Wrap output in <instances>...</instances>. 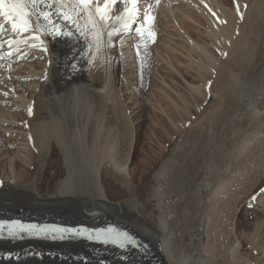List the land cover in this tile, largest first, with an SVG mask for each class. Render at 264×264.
Listing matches in <instances>:
<instances>
[{"label":"bare ground","instance_id":"1","mask_svg":"<svg viewBox=\"0 0 264 264\" xmlns=\"http://www.w3.org/2000/svg\"><path fill=\"white\" fill-rule=\"evenodd\" d=\"M105 2L28 5V32L13 31L0 17V35H5L0 58L6 59L0 61V130L16 121L14 111L21 113L24 139L10 169L21 155L30 167L26 176L39 175L23 186L24 177L16 186L0 182V195L31 202L16 209L19 216L11 209L0 219L89 227L112 223L148 249L119 252L77 239L1 235L0 264H239L235 254L245 242L231 236L237 206L264 183V117L259 119L264 112V0L161 2L155 19L168 37L155 55H164L161 61L170 73L181 76L171 61L173 34L166 33L174 30L185 41L180 48L187 74L193 72L197 81L188 82V100L176 93L182 108L165 93L174 108L162 111L166 135L155 132L140 150L119 67L122 59L130 63L127 85L147 67L135 53L113 58V45L119 43L112 42L111 32L119 31L117 7ZM141 5H133V18ZM40 9L72 35H48L53 25L38 19ZM153 41L146 39L145 47ZM24 67L23 75L15 72ZM136 156L139 178L136 169L131 171ZM72 252H78L75 260L68 255Z\"/></svg>","mask_w":264,"mask_h":264},{"label":"rangeland","instance_id":"2","mask_svg":"<svg viewBox=\"0 0 264 264\" xmlns=\"http://www.w3.org/2000/svg\"><path fill=\"white\" fill-rule=\"evenodd\" d=\"M137 1L139 2V5L140 3L142 4L141 6H138V8L140 7L138 11L141 14L140 13L139 15L136 14L135 15L136 17L134 18H133L134 14L132 12L136 11L137 7H135L136 10L133 9L130 5L129 0H119L118 1L119 3H116L117 10L115 11V16H117V18L114 23L116 24V28H119V31H111V32L115 36V39L114 40L112 39V42L113 43L119 42V43L117 44V47L113 45V47L116 48V51H113L114 53L112 52L111 53L112 55H114L113 58H115L116 55L117 57L120 56L119 57L120 59L127 57L128 54L132 55L133 53H135L136 56L140 59L142 65L144 63L143 66L147 67L146 70L142 72V75H140V77H137L136 75H132L130 77V79H133V82L129 83L131 85H127L128 81H130L128 79V76H130L131 73L129 72L128 69L130 63L126 64L125 62L126 58L122 59L124 60L123 61L124 64L122 63V65L119 67L121 75L122 76L124 75L120 80L121 89L124 94L123 97L124 104L126 109H128L127 113L133 131H135L140 135V142L138 144V148H139L138 150H140L145 143L149 142L148 140L149 136L154 134L155 132H162L164 133V135H166L165 133L167 131L166 126L165 128H163V126L161 127L160 118L162 117L165 120V122H167L166 116L162 111H167L168 108L170 107L173 108V107L171 106L172 104H169L171 103V101H168V99H166L164 95L168 93L169 98H173L172 100L177 101L178 107L182 108L184 106L181 102H179L176 93L180 94L182 97L188 100V93L186 90L188 82L189 84H193L197 81V79L193 72H189L190 74H187L188 65L187 66L185 65L187 60L183 56L184 53L181 52L182 50L180 48V45L185 41L182 38H180L177 35L178 33H176L174 30H171L169 28L166 29V33L171 32V34H173L172 35L174 38L173 43H176L174 45L176 47L174 48L175 51L171 55V58H173V60L171 61L173 65H176L175 67L179 68L180 73L182 74L184 72L185 73L183 75L181 74V76L175 73H170L169 68L167 67L165 62L161 61L164 60L165 56L159 55L158 57L157 55H155V49L159 48L162 44V41L165 40L166 37H168L164 34L163 31L162 32L160 31V26H159L160 22L157 23L155 19L156 16L158 15L160 16V12H158V9L163 0H137ZM3 36L5 35L2 36L0 35V38ZM193 38L196 39V36L193 35ZM146 39L154 40L152 43H150L148 48L145 47ZM62 43L64 42L62 41L56 42V44H58L59 46H62L61 45ZM3 46L4 45H2V42L0 40V50L3 49ZM119 48L123 50L124 54L122 53V51L120 52ZM177 49H180V51ZM120 53H122L123 57L120 55ZM5 60L6 59L0 58V61L2 62H5ZM81 62L82 60L80 54L78 55V60L76 61L78 67L81 65ZM181 63L183 66L181 65ZM3 64L4 63H2V65ZM125 67L126 68L128 67L127 68L128 70ZM15 72L17 74L23 75L25 73V67L23 69H18ZM3 74H4L3 71H1L0 75L3 76ZM125 76L127 78H125ZM123 78L124 80H122ZM171 78L173 80H176V84L175 81L171 80ZM191 80L193 82H191ZM163 82L166 85L163 84ZM167 85H169V87ZM159 88L162 89L159 90ZM19 89L20 87L16 89V92L20 93ZM24 96L26 98H29L28 91L24 93ZM168 105L170 106L167 107ZM13 114L16 121L13 124L7 125V130H2V129L0 130L4 134L3 137H0V155H1L0 182L10 183L16 186L19 183L18 178L24 177L25 180L20 181V184L23 186L24 184L28 183L31 179H34V177L35 179H37L39 175L31 176L28 174L26 176V174L30 171V167H28V165L25 164L26 162H23L22 160L23 157L21 155L19 156L20 160L16 162V166L14 167L13 172L10 169V162L14 157V155L17 153L16 147L18 146V143L21 141V137H23L24 139V134L22 133L24 127H23V122L20 119L21 113H19L18 111H14ZM263 117H264V112L261 113V116L259 118L260 121L262 120ZM157 121L158 124L156 123ZM262 123H264V121ZM263 127L264 125H262V131H263ZM155 139L156 137L152 138L151 144L157 147L159 143L154 144ZM163 146L165 147V145H162L161 147ZM4 147H6V150ZM53 159L54 158H52V160ZM132 160L133 162L131 165V171L136 169L138 175L136 178H139L140 168L137 164L138 163L137 156L134 157ZM135 181L137 180L135 179ZM4 196L5 195H0V209L2 210L1 211L2 213L0 214H2L3 216L6 214H10L9 210L11 209H15L13 213L16 216H19L18 214L20 210H16V209L21 205H24L25 208L31 203L28 200V198H19L16 195H6L5 197ZM4 206L6 207L4 208ZM237 207L238 208L236 210L237 212L234 221L235 228L231 232V236H233L238 241L241 240L242 243L245 242L244 245L240 244L239 247L237 248L238 251L235 255L236 258L238 259V263L264 264V183H262L261 187L253 195H251L250 199L244 201L242 205L238 204ZM11 218H15V217H11ZM98 222H99L98 224H100L101 221ZM54 223L67 224L60 221ZM248 239L249 240L253 239V241H251V244H249V242L246 241ZM252 243L253 245L254 244L255 245L253 246ZM68 255H70L69 257H72L71 260H75V257L76 255H78V252L75 253L72 252V254H68ZM7 260L8 259H6V262Z\"/></svg>","mask_w":264,"mask_h":264},{"label":"snow or ice","instance_id":"3","mask_svg":"<svg viewBox=\"0 0 264 264\" xmlns=\"http://www.w3.org/2000/svg\"><path fill=\"white\" fill-rule=\"evenodd\" d=\"M57 0H52V3H56ZM93 0H78L81 5L91 4ZM117 0H106L105 7L108 3H116ZM133 5L137 3V0H129ZM47 4V0H0V17H3L5 21L11 24L13 31L28 32L29 26L31 24L30 16L32 15V9H39V5ZM28 5L32 6V9L28 8ZM49 7L51 5H48ZM99 11V8L97 9ZM38 19L42 18L48 21L49 24L53 25V31L48 32V35H67L71 36V32L63 33L60 30L59 25L53 24L51 20V13L49 11H44L42 9L37 12ZM66 20L70 19L69 16L65 15ZM47 31V30H46ZM35 38V37H33ZM11 231V230H9ZM101 235L104 236L105 242L112 240L115 241L119 239L121 234L118 232H113L112 230H99Z\"/></svg>","mask_w":264,"mask_h":264}]
</instances>
